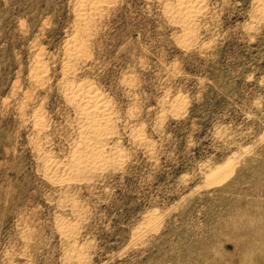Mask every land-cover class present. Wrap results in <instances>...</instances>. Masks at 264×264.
<instances>
[{
  "label": "rangeland",
  "instance_id": "obj_1",
  "mask_svg": "<svg viewBox=\"0 0 264 264\" xmlns=\"http://www.w3.org/2000/svg\"><path fill=\"white\" fill-rule=\"evenodd\" d=\"M179 1L0 0V264H264V0Z\"/></svg>",
  "mask_w": 264,
  "mask_h": 264
},
{
  "label": "bare ground",
  "instance_id": "obj_2",
  "mask_svg": "<svg viewBox=\"0 0 264 264\" xmlns=\"http://www.w3.org/2000/svg\"><path fill=\"white\" fill-rule=\"evenodd\" d=\"M199 5H200L199 0H180L176 8L179 12H182L185 15L192 16L197 11V8L201 6ZM70 49H73V47H71ZM74 90L75 91L73 92L70 91V94L73 97V99L75 98V100H77L78 103L80 104L81 114L83 118L82 124L80 126L78 125L79 126L78 130L80 134L79 136L81 139H79L78 143H76L75 150H73L71 156L72 167L69 169V167L62 164H61L62 166L60 165L57 167V168L60 167L62 171H70L73 173L78 170L80 172L81 171L80 169L86 167L87 165L90 166V168L91 167L97 168L106 163V160L109 157L108 152H106L107 149L105 150L103 145L101 146L98 142L100 141V139L104 140L105 138H108L107 135L110 131L108 129V126L111 127L108 123L111 122L109 106L103 100L104 97L102 98L101 93L90 87L83 86V84L82 86H79L78 84V87L75 88ZM95 143H98V145H96ZM118 155L120 156V152L118 153ZM57 168L55 167V169ZM63 220L60 221H62L61 223L64 225L68 220L66 222H64Z\"/></svg>",
  "mask_w": 264,
  "mask_h": 264
}]
</instances>
